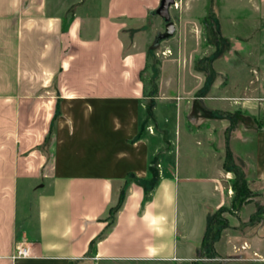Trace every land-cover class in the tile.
<instances>
[{"label":"crops","instance_id":"0c3cea01","mask_svg":"<svg viewBox=\"0 0 264 264\" xmlns=\"http://www.w3.org/2000/svg\"><path fill=\"white\" fill-rule=\"evenodd\" d=\"M159 1L0 0V264L194 260L196 245L173 211L176 160L141 118L138 29L158 24ZM214 111L206 132L213 157L223 156L213 163V190L235 140L238 165L263 181L264 132L230 129L233 113L216 127ZM20 191L28 204L19 223ZM17 247L29 256L12 260Z\"/></svg>","mask_w":264,"mask_h":264},{"label":"rangeland","instance_id":"374dc122","mask_svg":"<svg viewBox=\"0 0 264 264\" xmlns=\"http://www.w3.org/2000/svg\"><path fill=\"white\" fill-rule=\"evenodd\" d=\"M174 1L177 7L169 8L175 27L171 37L154 45L156 35L164 32L160 17L157 25L145 23L138 29L146 53L141 72L143 129L152 135L161 133L166 152L170 148V156L176 160L173 211L179 218V231H186L196 245L193 261L264 264V180L255 179L252 165H238L235 140L230 157L226 156L219 168L220 192H215L210 180L213 163L217 160L219 165L223 155L213 157L209 129L206 132L209 106L215 109L216 127L233 113L230 129H237L240 123L264 132V1ZM184 115L190 117L189 122L184 121ZM193 125L200 131L187 136ZM261 146L264 150L263 142ZM242 180L248 190L235 191L232 184L242 186ZM155 182H150V190ZM234 197L241 202L233 206ZM26 199L20 191L19 223ZM218 199L220 205L214 210ZM213 215L217 218L203 243L204 230Z\"/></svg>","mask_w":264,"mask_h":264},{"label":"water","instance_id":"95a60500","mask_svg":"<svg viewBox=\"0 0 264 264\" xmlns=\"http://www.w3.org/2000/svg\"><path fill=\"white\" fill-rule=\"evenodd\" d=\"M174 0H160L158 7L154 13L164 21V32L156 35L154 39V45L159 41L168 39L172 36L175 27L173 22L170 20L169 8L173 5Z\"/></svg>","mask_w":264,"mask_h":264},{"label":"trees","instance_id":"16d2710c","mask_svg":"<svg viewBox=\"0 0 264 264\" xmlns=\"http://www.w3.org/2000/svg\"><path fill=\"white\" fill-rule=\"evenodd\" d=\"M228 158H229V155H228ZM228 158H227V160H228ZM224 167V166H223ZM229 170L227 169V172H228ZM153 177H154V175H152ZM155 178V177H154ZM153 180V178L151 177V179H149V181L144 185L145 187H146V192H149V190H150V187H151V185H150V182ZM243 182L241 183V185L242 186H239L238 184H236V183H233L232 184V188L236 191V190H238V189H241V191H243V192H245V191H247L248 190V187H247V185H246V182H245V180H242ZM120 201H121V195H119V198H118V201H117V204L114 206V207H112L111 209H109V216H113V214H114V212L118 209V207H119V204H120ZM241 201H239V200H237L235 197L232 199V205L234 206V205H236V204H239ZM215 218H217V217H214V215H213V217L212 218H210L209 219V221H208V224H207V228H206V230H205V232H204V236H203V243H205V241H207V238H209V232L211 231V229L213 228L212 226H213V222L216 220ZM188 264H196L195 263V261H191V262H189Z\"/></svg>","mask_w":264,"mask_h":264},{"label":"built area","instance_id":"2783aa9c","mask_svg":"<svg viewBox=\"0 0 264 264\" xmlns=\"http://www.w3.org/2000/svg\"><path fill=\"white\" fill-rule=\"evenodd\" d=\"M173 6L177 7V3L175 1L173 3ZM28 256H29V251L26 247H17L15 249V252L11 255V259L18 260V259L27 258Z\"/></svg>","mask_w":264,"mask_h":264}]
</instances>
